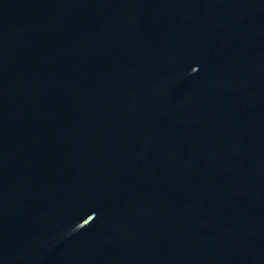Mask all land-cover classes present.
Instances as JSON below:
<instances>
[{
	"label": "water",
	"instance_id": "obj_1",
	"mask_svg": "<svg viewBox=\"0 0 264 264\" xmlns=\"http://www.w3.org/2000/svg\"><path fill=\"white\" fill-rule=\"evenodd\" d=\"M0 264H264V0H0Z\"/></svg>",
	"mask_w": 264,
	"mask_h": 264
}]
</instances>
